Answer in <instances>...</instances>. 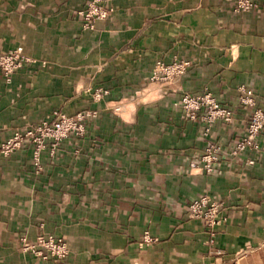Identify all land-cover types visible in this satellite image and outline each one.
Wrapping results in <instances>:
<instances>
[{"label": "crops", "instance_id": "obj_1", "mask_svg": "<svg viewBox=\"0 0 264 264\" xmlns=\"http://www.w3.org/2000/svg\"><path fill=\"white\" fill-rule=\"evenodd\" d=\"M91 1L0 0V53L22 45L37 60L0 72V145L55 112L87 114L86 131L46 149L40 167L30 144L0 154V264H264V156L193 167L205 125L178 107L209 91L235 111L216 138L246 134L238 87L264 109V0L241 12L235 0H98L111 10L89 27L78 12ZM159 60L191 64L152 81ZM200 195L224 203L214 243L189 212ZM48 234L66 257L27 248Z\"/></svg>", "mask_w": 264, "mask_h": 264}, {"label": "built area", "instance_id": "obj_2", "mask_svg": "<svg viewBox=\"0 0 264 264\" xmlns=\"http://www.w3.org/2000/svg\"><path fill=\"white\" fill-rule=\"evenodd\" d=\"M256 7L255 0H235V11H249ZM110 7L99 4L98 0L91 1L84 9L78 12L79 16L86 21V25L94 27L97 19L107 17ZM37 60L29 56L22 45H19L5 53H0V72L10 79L11 75L23 68L25 65L36 63ZM188 60H176L165 63L162 60L156 62L150 75L152 81L172 82L185 74ZM241 103L251 108L247 122L246 134L231 141L217 139L214 129L221 124H228L234 120L235 111L222 104L211 92L201 94L183 93L178 107L185 117L193 121L204 123L203 137L207 140L202 151H199L192 166L208 174H215L224 160L231 158H242L246 152L252 157L248 162L253 164L260 156H264V109L256 106L254 90L248 85H240ZM109 94L106 89H98L94 95L95 99H101ZM87 114L69 116L62 112H55L52 119H46L36 126H25L17 128L13 134L0 145V154L9 156L14 151L24 149L28 144L32 145V157L40 167L42 154L50 149L55 155L60 143L68 138L71 133L83 134L86 131L85 119ZM49 142L51 146L49 148ZM223 201L211 199L207 195L193 198L189 205V212L194 218L203 221L209 227L211 242H215L214 227L221 221V210ZM40 247V249H37ZM42 259L49 256L64 258L69 253L63 238L53 235H42L38 238L36 245H28Z\"/></svg>", "mask_w": 264, "mask_h": 264}]
</instances>
